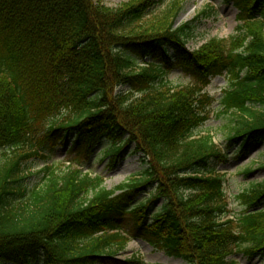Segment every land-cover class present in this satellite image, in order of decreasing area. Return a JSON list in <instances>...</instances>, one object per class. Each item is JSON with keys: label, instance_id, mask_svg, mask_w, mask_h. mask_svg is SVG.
<instances>
[{"label": "trees", "instance_id": "trees-1", "mask_svg": "<svg viewBox=\"0 0 264 264\" xmlns=\"http://www.w3.org/2000/svg\"><path fill=\"white\" fill-rule=\"evenodd\" d=\"M184 2L148 17L155 0L118 9L96 0H0V149H22L59 115L45 139L70 140L80 164L59 175L47 166L45 185L30 188L23 162L45 158L32 145L0 170V264H144L116 259L130 237L188 264H228L237 251L264 259V185L240 194L246 211L230 219L217 171L231 150L246 157L264 143V0H227L241 36L195 51L187 49L193 22L176 27ZM171 62L197 85L173 88L162 70ZM224 74L232 86L218 103L240 121L221 148L195 133L215 102L202 88ZM118 86L129 93L115 95ZM103 142L113 145V165L134 146L144 174L116 190L85 174L81 164ZM151 189L152 199L133 205ZM157 200L163 207L150 215Z\"/></svg>", "mask_w": 264, "mask_h": 264}, {"label": "rangeland", "instance_id": "rangeland-1", "mask_svg": "<svg viewBox=\"0 0 264 264\" xmlns=\"http://www.w3.org/2000/svg\"><path fill=\"white\" fill-rule=\"evenodd\" d=\"M96 1H102L109 8L118 9L129 0ZM155 1L157 5L151 9L148 17L162 13L170 4L178 0ZM238 14L235 5L232 2L228 3L227 0H185L183 11L176 20V27L193 22V33L188 40L187 49L195 51L212 40L230 41L241 36V33L238 32ZM147 61L151 62L152 60H139L138 63L142 64ZM162 66L165 79L176 90L197 85L192 75L184 71L175 62H171L169 66ZM231 86L232 77L224 74L213 79L207 87L202 88V92L215 98V102L212 108L209 109L210 119L195 133V136L209 134L221 148H226L228 137L233 133L234 128L238 127L240 121L238 113H225L218 103L223 92L230 89ZM128 93L127 88L119 86L114 88L115 95L123 96ZM60 119H63V117L59 118L58 115L38 125V131L33 140L22 149H0V170L15 157L30 152L32 145L38 147L40 154L45 155V158H31L23 162L22 175L27 176L25 184H28L30 188H41L45 185L50 169L47 172H44V170L48 167L56 168L58 175L69 168L78 167L80 164L74 161L75 157L69 155L70 140L65 143H56L45 139L48 128L53 123H59ZM112 146L108 142L101 143L90 160L84 161L80 166L85 174L92 177H102L104 186L108 190H116L122 184L139 179L148 167L142 156L134 153V146H130L126 150L124 158L118 164H111L108 154L112 150ZM236 150L235 148L229 152L231 157L229 164L217 169L220 175L224 176L226 202L228 210H230L229 218H237L246 211L245 205L238 200L240 194L264 185V143L251 145L249 154L246 157L234 156ZM115 194L118 195L120 192L117 191ZM153 197L154 191L151 189L149 192L141 194L133 205L141 206ZM163 204V200L155 201L151 207L150 215L158 213ZM116 259L121 261L139 259L144 264H188L181 259L169 258L163 251L155 250L139 237H130L125 249L116 256ZM227 262L228 264H264V259L261 257L249 259L243 253L237 251L236 254L228 258Z\"/></svg>", "mask_w": 264, "mask_h": 264}]
</instances>
